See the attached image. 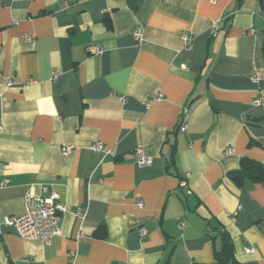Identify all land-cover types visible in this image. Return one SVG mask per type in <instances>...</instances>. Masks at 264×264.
Returning <instances> with one entry per match:
<instances>
[{"label":"crops","instance_id":"obj_1","mask_svg":"<svg viewBox=\"0 0 264 264\" xmlns=\"http://www.w3.org/2000/svg\"><path fill=\"white\" fill-rule=\"evenodd\" d=\"M63 2L0 0V221L68 209L48 245L0 224V264H221L220 232L264 264V181L229 177L264 168V0Z\"/></svg>","mask_w":264,"mask_h":264},{"label":"built area","instance_id":"obj_2","mask_svg":"<svg viewBox=\"0 0 264 264\" xmlns=\"http://www.w3.org/2000/svg\"><path fill=\"white\" fill-rule=\"evenodd\" d=\"M72 0H64L63 7L67 8ZM211 3H215V0H209ZM217 23L214 25V27ZM213 27V28H214ZM215 30V28H214ZM213 34V30H212ZM133 37L137 42L142 39V31L140 28H136L133 31ZM26 39V38H25ZM182 42L185 49L189 50L191 48V40L186 36H182ZM90 53L93 55H100L102 49L98 46H91L89 48ZM56 76H52V80ZM258 80L257 74L252 77V82ZM161 96H157L156 99H160ZM260 100H257L255 104H259ZM185 125L181 124L179 126L180 131L185 130ZM73 148L71 146H66L62 148L61 152L63 155H70ZM90 150L94 153L103 154V148L100 144H94L90 147ZM230 150H226L225 154H229ZM135 163L140 168L150 167L152 161L149 157L145 156L141 151L137 150L134 153ZM2 167L0 166V170ZM189 177V174H187ZM8 180L0 182V188L8 184ZM42 192L44 194L35 195L31 192L25 194L23 198V213L17 217H5L2 218L0 224L13 229L15 234L23 241L26 242H37L43 245H48L51 241L61 235L60 222L62 216L68 212L66 206L59 202V196L53 191H49L47 188H43ZM138 208L142 207L141 202H136ZM77 216L83 217V212L77 210L75 212ZM185 226L184 222L179 224V228L182 229ZM147 232L145 229L140 230V236L144 238ZM252 247H247L246 252L248 254L253 253Z\"/></svg>","mask_w":264,"mask_h":264},{"label":"trees","instance_id":"obj_3","mask_svg":"<svg viewBox=\"0 0 264 264\" xmlns=\"http://www.w3.org/2000/svg\"><path fill=\"white\" fill-rule=\"evenodd\" d=\"M104 23L106 26H110L109 19L105 18ZM229 177L237 185H241L245 178L253 183L262 182L264 181V168L260 165L246 163L239 171L230 173ZM105 234L103 226H99L96 229L95 236L103 237ZM220 237L221 248L215 254L216 260L221 264H238L233 257L232 245L228 236L220 232Z\"/></svg>","mask_w":264,"mask_h":264}]
</instances>
